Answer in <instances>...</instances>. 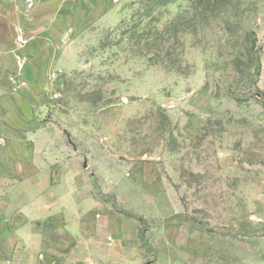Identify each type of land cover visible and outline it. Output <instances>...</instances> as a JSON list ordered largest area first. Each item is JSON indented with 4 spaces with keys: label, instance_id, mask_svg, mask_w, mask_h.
<instances>
[{
    "label": "rangeland",
    "instance_id": "1",
    "mask_svg": "<svg viewBox=\"0 0 264 264\" xmlns=\"http://www.w3.org/2000/svg\"><path fill=\"white\" fill-rule=\"evenodd\" d=\"M0 8V264H264V0Z\"/></svg>",
    "mask_w": 264,
    "mask_h": 264
},
{
    "label": "crops",
    "instance_id": "2",
    "mask_svg": "<svg viewBox=\"0 0 264 264\" xmlns=\"http://www.w3.org/2000/svg\"><path fill=\"white\" fill-rule=\"evenodd\" d=\"M1 16H4V23L3 32L0 34V128L2 127L3 135H7L9 125L15 127L22 125L21 111L24 107V92L27 91V88H24V84L20 83L24 78L19 76L17 72L19 71L22 75V62L18 58L16 49H14L15 40L6 35L8 27L10 28V26L6 27V22L9 20L7 13H4L0 8ZM11 77L14 78L13 81L10 79ZM12 131L16 132L15 130Z\"/></svg>",
    "mask_w": 264,
    "mask_h": 264
},
{
    "label": "built area",
    "instance_id": "3",
    "mask_svg": "<svg viewBox=\"0 0 264 264\" xmlns=\"http://www.w3.org/2000/svg\"><path fill=\"white\" fill-rule=\"evenodd\" d=\"M62 73V69L58 68V67H54L53 70L50 73V78L51 79H55L57 76H59ZM12 81L14 80L13 77L10 78ZM24 84V83H23ZM59 95V93L57 91H55L53 94H51V98H57Z\"/></svg>",
    "mask_w": 264,
    "mask_h": 264
},
{
    "label": "water",
    "instance_id": "4",
    "mask_svg": "<svg viewBox=\"0 0 264 264\" xmlns=\"http://www.w3.org/2000/svg\"><path fill=\"white\" fill-rule=\"evenodd\" d=\"M66 36H67V33H65V34L63 35V38H66ZM68 140H69V142L71 143V145L73 146V149L76 150V146L74 145V143H73L70 139H68ZM83 167H84V168L87 167L86 159H84V161H83Z\"/></svg>",
    "mask_w": 264,
    "mask_h": 264
},
{
    "label": "trees",
    "instance_id": "5",
    "mask_svg": "<svg viewBox=\"0 0 264 264\" xmlns=\"http://www.w3.org/2000/svg\"><path fill=\"white\" fill-rule=\"evenodd\" d=\"M161 3H166V2H169L171 0H159Z\"/></svg>",
    "mask_w": 264,
    "mask_h": 264
}]
</instances>
